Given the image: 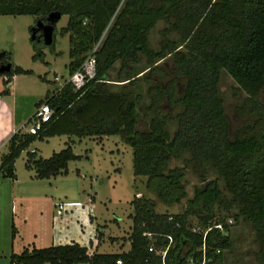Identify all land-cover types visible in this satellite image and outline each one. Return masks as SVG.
<instances>
[{"label":"trees","instance_id":"16d2710c","mask_svg":"<svg viewBox=\"0 0 264 264\" xmlns=\"http://www.w3.org/2000/svg\"><path fill=\"white\" fill-rule=\"evenodd\" d=\"M51 13L66 17L59 34L67 37L68 76L88 55L94 58L95 75L80 90L74 91L64 82L36 103L35 107H49L50 120L37 131H16L9 137L6 151L0 155V177L14 180V162L36 140L68 138L63 149L46 159L26 153L23 167L33 173L32 179L49 180L65 175L67 163L76 160L69 138L117 136L131 150L132 175L145 178L146 190L162 205L169 207L184 199L186 168L203 187L193 188L182 212L174 215L156 214L151 203L134 196L129 203L133 213L128 216L126 252L89 254L75 243L30 247L10 253L8 264L219 263L220 254L230 249L229 225L226 219H215V205L224 212L234 211L227 219L250 225L257 244L254 262L264 264V104L260 101L264 90V0H0V16L42 18ZM158 22L166 28L161 31L159 50L153 52L147 35ZM172 33L176 41L167 38ZM33 48L39 58L38 48ZM139 56L145 58L151 75L170 78L165 85L155 82L148 89L147 110L152 118L144 132L137 128L139 97L101 88L116 62L122 74L118 82L128 84L141 74H133L130 66L138 63ZM166 58L171 62L168 72L155 66ZM221 72L244 95L235 109L244 125L232 135L218 93ZM29 74L14 67L0 74L5 78L2 85L5 88L15 75ZM180 82L177 97L174 85ZM163 103L180 110L170 118L163 114ZM169 122L175 125L171 134L166 130ZM171 159L181 160L182 167L168 169ZM210 172L214 180H208ZM190 217L197 219L199 227L188 225ZM216 225L222 230L215 229ZM13 232L12 228L11 237ZM95 236L97 241L102 237L97 228Z\"/></svg>","mask_w":264,"mask_h":264},{"label":"rangeland","instance_id":"374dc122","mask_svg":"<svg viewBox=\"0 0 264 264\" xmlns=\"http://www.w3.org/2000/svg\"><path fill=\"white\" fill-rule=\"evenodd\" d=\"M66 17L61 16L55 23L52 33V42L50 47H45L41 43L42 27L50 26L47 22V16L35 18L31 16H0V67L10 64L24 71H30L27 76L19 77L16 81V103L14 111L16 119L22 122L29 119L33 112L34 105L42 101L46 94H51L58 90L68 77L67 58L68 44L67 37L59 34L61 28L65 26ZM111 24V21L110 23ZM166 28L163 22H158L147 35L148 48L153 52L159 50V44L162 41L161 31ZM31 35L34 37L33 43ZM169 40L176 41V36L172 33L167 36ZM33 46L37 47L40 57L36 55ZM139 61L135 65H130L134 76L127 82L121 81L119 62L107 72L108 81L103 82L102 89L110 93H124L133 97H139L137 112V128L139 131H146L149 120L152 118V112L147 110L149 105L148 89L155 82L165 85L170 78H159L147 72V64L144 57L139 56ZM165 72H168L171 66L169 58L155 63ZM147 72V73H146ZM0 79L4 80L2 76ZM183 83L174 85V95L177 97L181 93ZM0 92L4 90L0 80ZM219 97L223 102V108L226 117L229 120L231 135L242 125V122L236 115L235 109L240 106L244 100V95L237 91L234 82L221 72L218 82ZM2 95V94H1ZM264 104V90L260 98ZM163 114L170 118L180 110L179 107L169 109L165 103L162 104ZM29 125V123H28ZM174 123L169 122L166 130L169 134L174 130ZM24 133V132H23ZM72 143L70 149L76 160L67 163L65 175L57 176L55 180L49 181H28V176L33 173L24 169L23 164L26 159V153L33 150L35 158H48L52 153H57L64 148L67 139L65 137H54L47 142L45 139L36 140L23 151L15 161L14 174L19 180L20 190H26L35 197H41L43 200H27L19 204L10 203L8 194L11 189V182L3 181L0 186V209L5 213V233L10 234V226L16 229L15 240L20 242V238L30 231L36 235L35 248H45L42 234L45 233V221L49 208L45 207L51 200L61 203L79 202L77 209L85 210L87 204H91V213L98 225L99 232L103 231L102 245L95 250L99 254H114L126 252L128 244L125 241L131 225L128 219L132 215L130 202L134 196H141L152 205L156 214L174 215L182 212L185 203L192 197L193 188H202L203 184L194 176L190 168L183 170L182 184L185 197L179 204L172 206L162 205L156 197L145 188V178L134 177L131 168V150L124 145L117 136L102 138H83L77 140L70 138ZM64 142V143H63ZM181 160L171 159L167 165L168 169L181 168ZM213 172L208 174V180H214ZM218 188L222 191L223 198L227 195L222 190V185L218 182ZM93 202L91 203V198ZM58 201V202H59ZM10 205L16 209L10 212ZM19 205L21 208L19 210ZM71 208V207H70ZM70 208L62 214H68ZM73 208V207H72ZM76 208V207H74ZM23 211V213L21 212ZM215 219H226L229 223L228 237L230 249L220 254V262L215 264H255L254 254L257 251V244L254 241L253 232L249 224L242 220L232 221L234 211L224 212L221 207H213ZM26 216L24 223L22 215ZM66 214V215H67ZM229 221V222H228ZM188 225L191 228L199 227L198 221L190 217ZM2 222H0V231ZM7 227V228H6ZM24 232V233H23ZM86 228L83 234L86 236ZM96 239V237H95ZM97 240V239H96ZM19 252V248L16 249ZM89 250V249H88ZM87 250V251H88ZM90 250L88 251V253ZM90 254V253H89ZM7 260V259H6ZM4 263V262H3ZM2 264V262H0Z\"/></svg>","mask_w":264,"mask_h":264},{"label":"crops","instance_id":"0c3cea01","mask_svg":"<svg viewBox=\"0 0 264 264\" xmlns=\"http://www.w3.org/2000/svg\"><path fill=\"white\" fill-rule=\"evenodd\" d=\"M9 66V71H11L14 67L10 64H6ZM27 76V75H15L11 78L10 82L5 86L4 89H6L5 95H0V155L5 153V146L6 142L9 139V137L16 131H19L20 133H29L30 125H28V120L31 118V115L29 119L23 120L20 122V120L16 119V113L14 111L15 103H16V96L14 94V90L16 89V81L19 77ZM2 81V79H0ZM1 91V90H0ZM46 96V95H45ZM36 105V104H35ZM34 105V108H35ZM34 110V109H33ZM30 124V123H29ZM56 137V136H55ZM57 137H65L68 141V138L66 136H57ZM51 138H45V141L53 139ZM70 139V138H69ZM64 143V142H63ZM66 143V142H65ZM30 152H33L31 150ZM17 160V159H16ZM15 166V162H14ZM15 178L14 180L9 179H2L0 177V183L3 181L1 180H7L11 182V189L10 193L8 194L10 203L15 202V204H19L27 200H43L41 197H35L32 193L26 191V190H20L19 188V180L16 178V175L14 174ZM57 179V177H55ZM53 178L52 180H55ZM30 181H43V180H34L32 177L28 176L27 179ZM50 180V179H49ZM45 180V181H49ZM1 186V184H0ZM59 200L56 202L51 200L45 207L47 209L49 208V211L47 212V218L45 221V233L42 234V240H44V243L46 246L45 248L50 246H62V245H69L71 243H75L80 247H84L87 250H90L91 253H95V250L99 248L103 240L104 232L101 231V239L97 241L95 239V229L97 228V224L95 222V217L92 216L91 213V204H87V207L85 210L77 209V207L80 206L79 202H65L61 203ZM93 202V197L91 198V203ZM62 204L64 207L70 208L69 213L56 215L57 205ZM73 207V208H72ZM76 207V208H74ZM10 212L12 213L16 209L10 205ZM24 208H21V205H19V210ZM68 209H64L67 211ZM21 212V211H20ZM23 213V211L21 212ZM5 215V213H4ZM2 214V211L0 209V222H2L0 231V262L2 264H8V257L10 253H19L23 248L30 249V247L35 248V240L36 235H34L33 231H30L28 234L24 235L20 238V242L18 243L17 240H15V233L17 232L16 229L13 226H10V236L8 239L7 232L5 233V216ZM26 216L25 214L22 215L23 223ZM7 228V227H6ZM13 228V236L11 237V229ZM86 228V236L83 234V230L85 231ZM98 229V228H97ZM24 233V232H23ZM17 248H19V252H17ZM88 250V251H89ZM128 250V249H127ZM7 259V260H6ZM4 262V263H3Z\"/></svg>","mask_w":264,"mask_h":264},{"label":"built area","instance_id":"2783aa9c","mask_svg":"<svg viewBox=\"0 0 264 264\" xmlns=\"http://www.w3.org/2000/svg\"><path fill=\"white\" fill-rule=\"evenodd\" d=\"M97 45L94 46L92 52L95 51ZM95 75V61L91 55H88L81 65L67 77L66 83H68L74 91L80 90L84 85L94 78ZM51 111L49 107L45 104L38 105L32 112L30 118V130L29 132L37 131L43 124L50 120ZM64 212V206L62 204L57 205L56 215H61ZM229 222V221H228ZM227 224H230L227 223ZM215 229L222 230L220 225L213 226ZM149 251H152L149 248ZM203 251V249H202ZM165 252L161 253V258L163 259ZM120 264V262H116Z\"/></svg>","mask_w":264,"mask_h":264},{"label":"water","instance_id":"95a60500","mask_svg":"<svg viewBox=\"0 0 264 264\" xmlns=\"http://www.w3.org/2000/svg\"><path fill=\"white\" fill-rule=\"evenodd\" d=\"M60 19V15L57 13H51L47 16V22H49L51 25L50 26H45L42 27L39 25L40 29L42 30L41 32V43L45 47H49L52 42V33H53V27L55 23ZM31 40L34 39L33 35H31ZM9 72V66H1L0 67V74H4Z\"/></svg>","mask_w":264,"mask_h":264}]
</instances>
